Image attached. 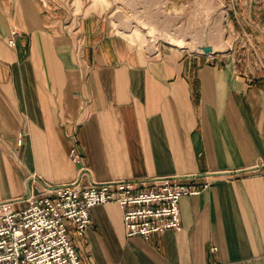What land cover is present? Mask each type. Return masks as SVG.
<instances>
[{"label": "crops", "instance_id": "1", "mask_svg": "<svg viewBox=\"0 0 264 264\" xmlns=\"http://www.w3.org/2000/svg\"><path fill=\"white\" fill-rule=\"evenodd\" d=\"M91 2L0 0V202L78 178L197 174L211 184L181 197L180 229L128 237L119 203L93 206L85 234L71 233L84 262L264 264L258 66L241 73L233 46L227 53L140 47L108 28L109 1ZM243 20L264 51V15ZM13 28L20 33L12 46ZM76 141L81 162L70 154ZM253 166L260 167L217 173Z\"/></svg>", "mask_w": 264, "mask_h": 264}, {"label": "built area", "instance_id": "2", "mask_svg": "<svg viewBox=\"0 0 264 264\" xmlns=\"http://www.w3.org/2000/svg\"><path fill=\"white\" fill-rule=\"evenodd\" d=\"M19 33L18 28L11 30L10 45L16 44ZM22 141L23 132L18 142ZM70 154L75 161L83 160L77 141ZM210 184L207 177L201 180L189 174L88 183L78 178L48 191L32 189L25 198L0 202V264H86L71 233L82 237L92 223L91 208L102 203L120 204L128 237L149 238L169 228L180 229L181 197L200 194ZM22 201V206H16ZM210 249L216 251L217 246Z\"/></svg>", "mask_w": 264, "mask_h": 264}, {"label": "rangeland", "instance_id": "3", "mask_svg": "<svg viewBox=\"0 0 264 264\" xmlns=\"http://www.w3.org/2000/svg\"><path fill=\"white\" fill-rule=\"evenodd\" d=\"M107 1L109 5L105 4V7H109L104 15L108 28L125 34L140 47L156 50L159 45L165 44L178 46L192 53H206L204 46H211L218 38L224 40L226 48L208 53H227L233 46L238 52L235 62L239 64L241 73L251 74L249 64H254L258 66L256 74L264 76V51L243 20L247 16L254 18L264 15V0ZM95 2L98 0H92L91 4ZM72 25L69 26L73 28ZM160 26L184 36L188 40L187 47L173 44L175 42L162 34ZM150 27L156 32L155 41L150 36ZM207 35L214 38L208 39ZM195 42L201 43V47L192 48L191 43Z\"/></svg>", "mask_w": 264, "mask_h": 264}, {"label": "bare ground", "instance_id": "4", "mask_svg": "<svg viewBox=\"0 0 264 264\" xmlns=\"http://www.w3.org/2000/svg\"><path fill=\"white\" fill-rule=\"evenodd\" d=\"M160 30H161L162 34H164L170 40H172L173 42H175L173 44H176V45H179V46H182V47H187L186 43H187L188 40L184 36H181V35L173 32L172 30L165 29L162 26H160ZM149 33H150V36L152 38V41H155L156 40V32H155L154 28H151L150 27L149 28ZM206 38L212 39L214 37L211 36V35H207ZM200 44L201 43L195 42V43H191V46H192V48H195L197 46L199 47ZM211 46H212V51L213 50H217V49L220 50V49H225L226 48V44H225L224 40H218V38H217V42L214 43V44H212Z\"/></svg>", "mask_w": 264, "mask_h": 264}, {"label": "water", "instance_id": "5", "mask_svg": "<svg viewBox=\"0 0 264 264\" xmlns=\"http://www.w3.org/2000/svg\"><path fill=\"white\" fill-rule=\"evenodd\" d=\"M204 49L206 52H210L212 51V46H204ZM262 167H264V164L260 165ZM260 166H253V167H249V168H245V169H240V170H235V171H225V172H217V173H238V172H243V171H248V170H253L257 167H260Z\"/></svg>", "mask_w": 264, "mask_h": 264}]
</instances>
